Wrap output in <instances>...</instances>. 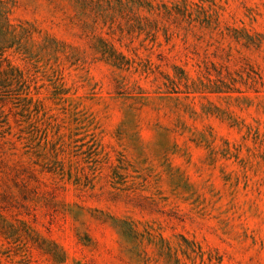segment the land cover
<instances>
[{
  "label": "rangeland",
  "instance_id": "374dc122",
  "mask_svg": "<svg viewBox=\"0 0 264 264\" xmlns=\"http://www.w3.org/2000/svg\"><path fill=\"white\" fill-rule=\"evenodd\" d=\"M0 48V264H264V0H0Z\"/></svg>",
  "mask_w": 264,
  "mask_h": 264
},
{
  "label": "trees",
  "instance_id": "16d2710c",
  "mask_svg": "<svg viewBox=\"0 0 264 264\" xmlns=\"http://www.w3.org/2000/svg\"><path fill=\"white\" fill-rule=\"evenodd\" d=\"M8 27H12L13 25L9 23L8 18H5L4 22ZM6 29V27L4 28ZM3 33V32H2ZM2 39H5L4 33L2 34ZM107 61L115 67L121 68L123 63L121 64L119 58H115L114 55H118L120 59H123V56L117 52L115 49L111 47L110 54ZM25 81L24 73L18 66H15L11 63V61L4 56V52L2 48H0V90H13L14 87L20 86Z\"/></svg>",
  "mask_w": 264,
  "mask_h": 264
}]
</instances>
